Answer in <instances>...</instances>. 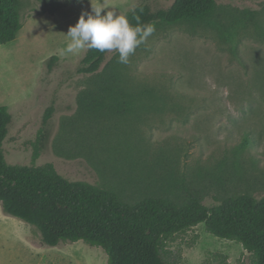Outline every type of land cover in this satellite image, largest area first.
Masks as SVG:
<instances>
[{
	"label": "rangeland",
	"instance_id": "1",
	"mask_svg": "<svg viewBox=\"0 0 264 264\" xmlns=\"http://www.w3.org/2000/svg\"><path fill=\"white\" fill-rule=\"evenodd\" d=\"M143 0H104L124 14ZM175 0H150L168 7ZM90 0H22V29L0 45V105L13 115L3 148L12 165H54L73 181L115 190L128 202L264 196V0H217L204 19L158 23L125 65L111 51L78 74L86 49L64 53ZM56 57L53 68L49 61ZM54 102L47 149L33 142ZM246 138L249 144L246 145ZM177 264H255L244 247L200 224L168 241ZM84 241L45 245L0 204V264H107Z\"/></svg>",
	"mask_w": 264,
	"mask_h": 264
},
{
	"label": "trees",
	"instance_id": "2",
	"mask_svg": "<svg viewBox=\"0 0 264 264\" xmlns=\"http://www.w3.org/2000/svg\"><path fill=\"white\" fill-rule=\"evenodd\" d=\"M216 1L175 0L168 7H154L143 0L124 15L133 24L139 15L142 23L173 25L204 19ZM21 8L22 0H0V45L15 40L22 29ZM110 52L86 49L77 73L98 72ZM56 59H50V69ZM54 113L52 102L33 142L34 157L48 147ZM12 122L8 107L0 105V204L4 213L34 226L45 245L84 241L101 247L107 264H177L168 255V241L205 224L209 233L241 244L255 264H264V196L243 193L214 205L195 197L181 203L162 196L128 202L113 189L65 178L51 163L9 164L3 144Z\"/></svg>",
	"mask_w": 264,
	"mask_h": 264
},
{
	"label": "clouds",
	"instance_id": "3",
	"mask_svg": "<svg viewBox=\"0 0 264 264\" xmlns=\"http://www.w3.org/2000/svg\"><path fill=\"white\" fill-rule=\"evenodd\" d=\"M91 10L81 13L76 24L67 31L68 42L62 54H76L85 49L99 52H118V63L127 65L136 49L145 44L155 32V25L142 23L135 15V24L128 16L119 14L104 3V0H90Z\"/></svg>",
	"mask_w": 264,
	"mask_h": 264
}]
</instances>
